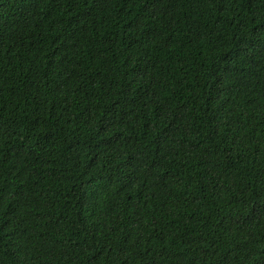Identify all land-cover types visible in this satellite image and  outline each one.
Here are the masks:
<instances>
[{
	"label": "trees",
	"instance_id": "trees-1",
	"mask_svg": "<svg viewBox=\"0 0 264 264\" xmlns=\"http://www.w3.org/2000/svg\"><path fill=\"white\" fill-rule=\"evenodd\" d=\"M0 264H264V0H0Z\"/></svg>",
	"mask_w": 264,
	"mask_h": 264
}]
</instances>
